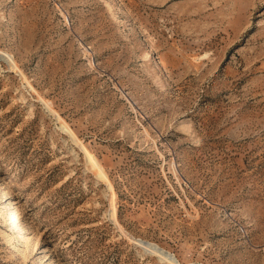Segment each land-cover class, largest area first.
Segmentation results:
<instances>
[{
  "label": "rangeland",
  "instance_id": "obj_1",
  "mask_svg": "<svg viewBox=\"0 0 264 264\" xmlns=\"http://www.w3.org/2000/svg\"><path fill=\"white\" fill-rule=\"evenodd\" d=\"M134 240L264 264V0H0V264Z\"/></svg>",
  "mask_w": 264,
  "mask_h": 264
},
{
  "label": "bare ground",
  "instance_id": "obj_2",
  "mask_svg": "<svg viewBox=\"0 0 264 264\" xmlns=\"http://www.w3.org/2000/svg\"><path fill=\"white\" fill-rule=\"evenodd\" d=\"M3 54V53H2ZM4 55V54H3ZM8 57V54L6 55ZM10 57V56H9ZM12 58V57H11ZM9 59V58H8ZM11 60V59H10ZM8 61V60H7ZM13 61V60H12ZM9 64V63H8ZM12 64V63H10ZM9 64V65H10ZM14 64V63H13ZM17 67V66H16ZM61 119V118H60ZM63 124V123H62ZM60 129L62 131H65L66 133H68L69 135H71L73 138H75V135L73 133L72 130H70V128L66 125H60ZM85 153H86V158L88 160V164L91 165V167L93 169L98 170V177L101 179L106 180V171H104L103 165H101V163L98 161L97 157L94 156V154L92 152H90V150L84 149ZM114 196V193H113ZM113 204H112V216L115 217L116 214V205H115V197H113L112 200ZM14 203L12 201H9V205L10 208H13ZM118 204V203H117ZM15 208H13L14 210ZM13 219V218H12ZM28 239V238H27ZM26 240V239H25ZM135 244L142 247L143 249H145L146 251H149L151 253H153L154 255L158 256L161 260L165 261L166 263L169 264H174V259L171 256V254H168L165 250L154 246L153 244H149L147 242L141 241V240H134Z\"/></svg>",
  "mask_w": 264,
  "mask_h": 264
}]
</instances>
